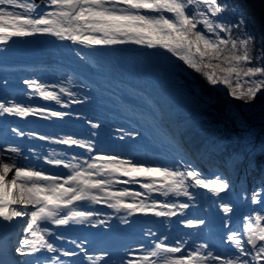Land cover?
I'll return each mask as SVG.
<instances>
[{
	"label": "snow or ice",
	"instance_id": "obj_1",
	"mask_svg": "<svg viewBox=\"0 0 264 264\" xmlns=\"http://www.w3.org/2000/svg\"><path fill=\"white\" fill-rule=\"evenodd\" d=\"M41 2L46 10L38 13L36 10L40 5L35 0H0V45H6L13 38L50 34L91 49L128 44L160 48L202 74L211 86H226L231 98L245 104L264 91V65H252L253 58L249 54L252 37L232 35L239 32L244 23L242 19L234 24L217 22L225 10L219 0ZM24 83L33 86L44 100L56 103L61 102L59 93L68 91L63 87L59 92L47 91L39 82L26 80ZM4 114L41 118L69 115L0 100V115ZM88 123L94 129L100 127L92 121ZM14 131L20 136L25 135L18 129ZM31 135L36 136V133ZM96 135V132L91 133L92 137ZM127 135L135 138L140 133L131 131ZM40 139L48 138L41 136ZM55 142L84 150L83 154L67 161L44 158L48 164L68 169V174H50L46 169L21 166L17 160L21 155L20 148L0 149V218L13 222L15 218L27 217L23 229L27 235L18 239L11 249L15 256L9 260L0 259V264H85V261L88 264H108L111 259L109 251L96 254L84 241L77 244L75 240L72 244L76 250L65 249L55 243L65 238L42 227V222L55 226H66L70 222L83 224L101 215L93 211H77L82 202L105 204L129 216L141 214L170 218L183 213L190 205L162 201L159 197L191 198L189 189L197 187L219 196L231 187L230 181L222 177L201 179V174L182 158L160 165L131 153L100 149L94 139L69 136ZM260 202L258 195L254 194L252 203ZM220 207L225 213L233 210L229 203H222ZM246 220L243 231H229L227 234L226 242L232 247L229 253L217 252L207 243L188 247V240L169 242L165 236L157 237L151 247L138 244L136 249L126 252V258L120 264H264V226H261L264 215L256 213L254 221L252 217H246ZM99 222L103 224L105 221ZM182 223L195 228L206 221L198 218ZM76 257L81 258L73 259Z\"/></svg>",
	"mask_w": 264,
	"mask_h": 264
},
{
	"label": "rangeland",
	"instance_id": "obj_2",
	"mask_svg": "<svg viewBox=\"0 0 264 264\" xmlns=\"http://www.w3.org/2000/svg\"><path fill=\"white\" fill-rule=\"evenodd\" d=\"M227 1L231 2L232 0H219V4L225 10V6H229ZM235 3H237L235 4L236 7L227 11L229 16H227L226 12L222 11L217 22L225 21L229 24H234L232 18L236 17L235 9L238 7V0ZM239 17V20H243V25L246 24L243 16L239 15ZM240 29L243 33L248 30L246 27ZM41 35L44 34H36L24 37L23 39L26 40V44L31 46L41 44L43 49L51 48L52 52L53 49L59 48L58 43L64 41L57 37L40 40ZM22 44L19 43V45ZM79 46L78 44L71 43L70 48H78ZM64 47H68V45L64 44ZM89 49L95 53V56L101 62L99 66L101 71L105 73L111 70L114 72V78L118 76L120 79L123 78L127 83L126 87L129 89H132V85L143 86L146 89L144 95L139 94L138 91H129V94L135 100L137 98L143 99L155 107L157 106L156 101L151 99L148 101L146 94L155 92V96L161 98V100L159 98L162 104L161 107L152 109L150 106V109H148L149 116L147 117V122L153 127L155 124L159 125V122L155 120V116H158L160 121L163 120L166 133L174 136L173 132H175L179 143L185 144L191 152L201 155L199 161L195 162L194 168L200 172L201 179L212 180L222 177L230 181L231 187L220 193L219 196L213 194L208 189H200L203 192V198L199 197L200 204L206 206L209 222H212L213 219L214 224L217 226L222 228L230 226L231 231L241 232L244 230V225L248 222L246 217H252L254 221L256 213L264 215V211H262L264 210V191H262L264 189V177L260 173L263 170L261 166H264V104L256 107L259 109V112L254 111L250 106L244 108V113L249 115L252 121L249 120L244 122L243 126L240 125L239 128L241 130L236 136H233L230 132L225 133L227 130L224 127L220 133L217 132V135H215L213 129L207 124V121L198 116V110L204 107L206 98L200 95L195 84H191L188 79L186 82V79L183 78L184 74L189 75L188 67L184 69L182 65L185 64L177 57L160 48H148L133 44ZM219 86L220 88L223 87L222 85ZM135 90H138V88ZM160 95L164 96L161 97ZM12 103L14 101L9 102V104ZM165 107L169 108L167 109L168 112H165ZM149 110L153 112L155 110V113ZM190 112L191 114L189 115ZM234 113H236V119L239 122L238 111ZM111 127L117 126L112 125ZM110 133L111 136L121 135L119 131H110ZM257 136L259 137V144L257 147L251 148V145H254L253 139ZM219 137L220 142L224 143L223 147L219 145L215 146L216 139ZM205 153L208 154L206 158ZM225 159L230 160L234 165L232 167L234 169V173H232L233 178L224 171L219 170L220 173L216 172L215 168L217 166L221 168V164L225 162ZM246 161H250L249 166L253 163L255 169L259 171L256 174L257 178H249L244 172L239 176L241 170L249 171L251 175L252 166L246 169ZM254 194L258 195L261 200L260 203H252ZM222 203L231 204L233 208L232 212L225 213L220 207ZM189 211H192L191 208ZM194 212H201V210H194ZM26 221L27 217L15 218L13 222H6L0 218V227L5 224V226L9 227L8 230L12 228L19 230L18 240L23 237ZM261 226H264V221H261ZM14 246L10 247V251ZM11 256L12 258L15 256L12 251Z\"/></svg>",
	"mask_w": 264,
	"mask_h": 264
},
{
	"label": "trees",
	"instance_id": "obj_3",
	"mask_svg": "<svg viewBox=\"0 0 264 264\" xmlns=\"http://www.w3.org/2000/svg\"><path fill=\"white\" fill-rule=\"evenodd\" d=\"M227 2L229 6H225L226 10H224V12L226 13L232 10L231 8L236 7L235 4H237L235 3L236 0ZM238 3L237 9H235L236 17H233L232 21L234 23L237 22L240 18L239 15H242L246 24H242L240 28L246 27L248 30L243 33V31L239 29V32H233L232 35L238 38L250 35L252 41L249 44V54L253 58L252 65H264V59H261V57H264V0H238ZM227 16H229L228 13ZM182 66L184 69L188 67V74L190 75L187 76V74H184L183 78L186 79V82L188 79L191 84H195L200 95L206 98L204 107L198 110V116L207 121V124L213 129L215 135H217V132L220 133L224 127L227 130L225 133L230 132L233 136H236L241 130L239 126H243L244 122L250 120V116L244 113V108L250 106L254 111L259 112V109L256 107L260 104H264V91L258 93L257 97L252 102L245 104L242 100L231 98L226 86L222 88H220L219 85L211 86L202 74L197 73L186 64ZM233 111H238L239 122L236 119V113ZM190 114L191 112L189 115ZM219 139L220 137L216 139L215 146L219 145L223 147L224 143H221ZM253 141L254 145H251V148L258 146L259 137H255Z\"/></svg>",
	"mask_w": 264,
	"mask_h": 264
},
{
	"label": "bare ground",
	"instance_id": "obj_4",
	"mask_svg": "<svg viewBox=\"0 0 264 264\" xmlns=\"http://www.w3.org/2000/svg\"><path fill=\"white\" fill-rule=\"evenodd\" d=\"M141 87H143V86H141ZM0 247H1V245H0Z\"/></svg>",
	"mask_w": 264,
	"mask_h": 264
}]
</instances>
